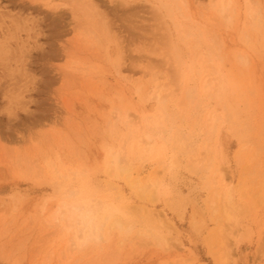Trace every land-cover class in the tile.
<instances>
[{"label": "rangeland", "instance_id": "rangeland-1", "mask_svg": "<svg viewBox=\"0 0 264 264\" xmlns=\"http://www.w3.org/2000/svg\"><path fill=\"white\" fill-rule=\"evenodd\" d=\"M54 2L0 0V264H264V0Z\"/></svg>", "mask_w": 264, "mask_h": 264}, {"label": "bare ground", "instance_id": "bare-ground-1", "mask_svg": "<svg viewBox=\"0 0 264 264\" xmlns=\"http://www.w3.org/2000/svg\"><path fill=\"white\" fill-rule=\"evenodd\" d=\"M45 1V5L47 6V7H49V9H56V8H58V6H59V4H58V2L56 3V2H54L55 0H44ZM157 2H158V5L160 6V8L162 7V8H165V10H166V12L167 11H170L171 13H172V11L174 10V9H171V7H172V4H171V2H170V0H157ZM229 4H230V0H219V8H220V11H221V13H225L226 11H227V9H228V6H229ZM176 11V10H175ZM170 18L171 19H173V21L175 22V27L176 28H178V27H182L181 26V24H184V23H181V19L180 18H178V16L176 15V12H173V14L170 16ZM184 26V25H183ZM183 29V28H182ZM183 34V33H182ZM194 59H195V57H194ZM193 59H191V62H193L194 63V61H192ZM190 63V62H189ZM210 64V63H209ZM185 65V64H184ZM188 65H190V64H188ZM187 65V66H188ZM189 67V66H188ZM187 67V68H188ZM207 67H210V66H207ZM212 67V66H211ZM189 69V68H188ZM193 69V68H192ZM191 68L189 69V70H191V73H193V70H192ZM188 70V71H189ZM207 70H210V69H207ZM212 71H213V69H212ZM214 72V71H213ZM189 73H190V71H189ZM211 74H209V76H210ZM192 76V75H191ZM197 75H195L194 77H196ZM193 77V78H194ZM197 79H198V76H197ZM206 79V78H205ZM194 80V79H193ZM203 80H204V78H203ZM209 81H208V79L207 80H205L204 82H202L203 83V85L202 84H200V87L202 86V88L200 89V88H197V89H200V90H202L203 91V93L204 92H207L208 90H209V83H208ZM192 83V82H191ZM194 83H195V81H194ZM188 85H189V83H188ZM195 85V84H194ZM193 85V86H194ZM197 85V84H196ZM190 86V85H189ZM186 87H188V86H186ZM159 89H160V87H159ZM197 89L196 88H194V87H190L189 89L187 88V92H186V94H185V97L187 96V101L189 100V99H192V101L191 102H193V101H196V99H197V96L199 95V92L197 91ZM160 91V90H159ZM157 92L156 93V96L155 97H157V98H159V96H160V92ZM201 92V91H200ZM158 94V95H157ZM200 96H202V95H199V97L198 98H200ZM219 97V96H218ZM160 98H161V96H160ZM155 99V98H154ZM153 99V100H154ZM202 99V98H201ZM199 100V99H198ZM199 102V101H198ZM197 102V103H198ZM195 103V102H194ZM199 103H201V102H199ZM195 105H196V103H195ZM199 106V105H198ZM159 118V117H158ZM162 118V117H161ZM160 118V120H162ZM209 118L210 119H208V121L210 120V122H209V125H214V121L215 120H217V118H215V117H212V116H209ZM156 121H159V120H156ZM164 121H165V117H164ZM163 121V122H164ZM162 121H161V123H160V121H159V123L160 124H157V126H162V127H165V124L166 123H163ZM166 122V121H165ZM157 123V122H156ZM212 123V124H211ZM215 126V125H214ZM210 127V126H209ZM212 128V127H211ZM220 172V171H219ZM222 174V173H221ZM131 181V180H130ZM133 183V182H132ZM222 202V203H221ZM221 202H220V205L222 204V210H221V212H222V219H224L223 221H226V223H228V225L230 226V228L232 227L231 225H235V226H237L238 227V220H237V215H236V213L240 210L239 208V206H238V204L236 205V201H235V199H234V196H233V193H232V191H231V187L230 186H227L226 188H225V190L223 191V194H222V198H221ZM239 208H238V207ZM238 208V209H237ZM236 210H238V211H236ZM72 214L73 215H75L76 216V218H77V220L79 221V223L80 224H82V228H81V230L82 229H84L86 226H87V222H85V220H84V218H86L87 217V215H85L84 213H83V208L82 207H74L73 208V210H72ZM159 215V214H158ZM63 216V215H62ZM160 216V215H159ZM70 219H72V220H74L75 218L74 217H69ZM90 219H91V217H90ZM94 219V218H93ZM93 219H91L90 220V222H92V220ZM88 223H89V220H88ZM91 224H93V223H91ZM118 224H120V223H117V225ZM92 226H94V224L92 225ZM91 226V227H92ZM104 226V225H103ZM114 226H116V225H114ZM113 226V227H114ZM119 226V225H118ZM117 226V227H118ZM102 226H100L99 228H101ZM237 227H235V228H237ZM88 228H89V226H88ZM94 228V227H93ZM119 228V227H118ZM80 230V231H81ZM94 230V229H93ZM222 230V229H221ZM220 230V231H221ZM223 231V230H222ZM221 231V232H222ZM86 235V239H90V238H92V234H93V232L92 231H86V233H85ZM101 236V234L99 233V237ZM224 242V241H223ZM222 243V242H221ZM225 243H226V241H225ZM223 244V243H222ZM82 245V244H81ZM223 246H224V244H223ZM222 247V246H221ZM227 247V246H226ZM225 247V248H226ZM224 248V249H225ZM228 249V248H227ZM225 252H226V250H225ZM224 251H221V252H218V255H217V263L218 264H231V258H230V256L232 255V254H227L228 252H226L225 253Z\"/></svg>", "mask_w": 264, "mask_h": 264}]
</instances>
